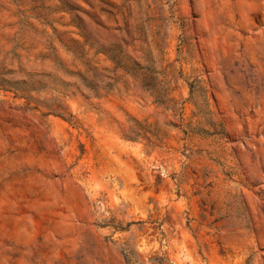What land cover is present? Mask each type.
Wrapping results in <instances>:
<instances>
[{"label":"rangeland","instance_id":"rangeland-1","mask_svg":"<svg viewBox=\"0 0 264 264\" xmlns=\"http://www.w3.org/2000/svg\"><path fill=\"white\" fill-rule=\"evenodd\" d=\"M0 264H264V0H0Z\"/></svg>","mask_w":264,"mask_h":264}]
</instances>
